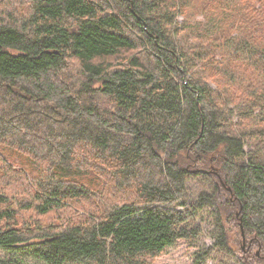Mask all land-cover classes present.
Wrapping results in <instances>:
<instances>
[{
    "label": "trees",
    "instance_id": "obj_1",
    "mask_svg": "<svg viewBox=\"0 0 264 264\" xmlns=\"http://www.w3.org/2000/svg\"><path fill=\"white\" fill-rule=\"evenodd\" d=\"M6 1L0 170L28 181L23 209L88 200L98 166L114 171L108 187L135 194L83 222L32 229L16 226V196L0 188V251L149 264L200 234L182 224L208 207L215 246L264 264V0ZM191 180L209 191L190 200ZM231 225L245 236L238 255Z\"/></svg>",
    "mask_w": 264,
    "mask_h": 264
},
{
    "label": "rangeland",
    "instance_id": "obj_2",
    "mask_svg": "<svg viewBox=\"0 0 264 264\" xmlns=\"http://www.w3.org/2000/svg\"><path fill=\"white\" fill-rule=\"evenodd\" d=\"M7 7L6 0H0V11ZM197 19H200L199 17ZM182 20L181 17L178 18ZM190 43H197L192 37L189 38ZM18 154V153H15ZM25 159L29 165L31 164L25 156L19 155ZM93 163V162H92ZM14 169V168H13ZM108 165L98 166L97 169L88 170V176L91 177L90 183L95 188L92 196L88 200H80L71 204L70 208L62 211L49 212L45 215H40L32 209L25 210L23 205L29 201V196L26 195L28 190V181L26 179H19L17 181L16 175L9 174L7 169L2 172L0 170V188L8 191L16 198L12 199V209L16 210L17 227L27 226L35 227H64L71 224H76L85 221L91 214H98L100 211L107 210L113 207L116 203L133 200L134 194L126 188H119L115 182V186L108 187L106 183L113 184L112 178L114 171L110 170ZM113 172V173H112ZM4 176H2V174ZM110 173L111 178H110ZM109 177L107 178V175ZM190 200H195L202 190L209 191L202 182L191 180L187 184ZM133 192V188L131 189ZM3 222H0V226ZM187 229L197 226L202 229L201 233L196 237L190 239H179L177 242L167 247L161 254L149 260V264H237L231 255L223 253L217 246H215L216 236V222L215 215L211 208L205 207L195 213L192 220L182 224ZM233 254H240L243 246L242 240L236 236V229L231 225L230 236ZM0 258L15 259L22 264H42L38 259H35L31 253L27 252H13L4 253L0 251ZM74 264V263H65Z\"/></svg>",
    "mask_w": 264,
    "mask_h": 264
},
{
    "label": "water",
    "instance_id": "obj_3",
    "mask_svg": "<svg viewBox=\"0 0 264 264\" xmlns=\"http://www.w3.org/2000/svg\"><path fill=\"white\" fill-rule=\"evenodd\" d=\"M241 235H242V244H243L242 249H244V246H245V236H244V234H243L242 231H241Z\"/></svg>",
    "mask_w": 264,
    "mask_h": 264
}]
</instances>
